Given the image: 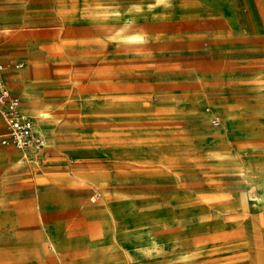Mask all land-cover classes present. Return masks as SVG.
Wrapping results in <instances>:
<instances>
[{
	"label": "rangeland",
	"instance_id": "obj_1",
	"mask_svg": "<svg viewBox=\"0 0 264 264\" xmlns=\"http://www.w3.org/2000/svg\"><path fill=\"white\" fill-rule=\"evenodd\" d=\"M0 2L46 137L0 167V264H264V0Z\"/></svg>",
	"mask_w": 264,
	"mask_h": 264
},
{
	"label": "crops",
	"instance_id": "obj_2",
	"mask_svg": "<svg viewBox=\"0 0 264 264\" xmlns=\"http://www.w3.org/2000/svg\"><path fill=\"white\" fill-rule=\"evenodd\" d=\"M1 1V0H0ZM226 0H181L183 5H191L194 7H206L209 9H217L219 4H224ZM201 5V6H200ZM1 8V2H0ZM0 26H1V14H0ZM1 31V28H0ZM1 44V34H0ZM17 66V65H16ZM18 68V67H16ZM5 67L1 66V50H0V76L3 80L5 87L8 89L12 96L19 99L21 112L33 121L34 127L38 134L44 138V145L42 148H28L25 150H17L11 144L3 145L1 140L6 136L7 130L4 119L0 114V128L3 131L0 134V167H42V161L45 157V145L46 137L41 129V124L38 118H35L32 114L26 113L33 110L31 102H21L20 96H23L24 92H27L29 86L23 82L18 75L5 74ZM17 85V88H15ZM21 95H17V93ZM18 93V94H19Z\"/></svg>",
	"mask_w": 264,
	"mask_h": 264
},
{
	"label": "built area",
	"instance_id": "obj_3",
	"mask_svg": "<svg viewBox=\"0 0 264 264\" xmlns=\"http://www.w3.org/2000/svg\"><path fill=\"white\" fill-rule=\"evenodd\" d=\"M0 114L7 130L6 136L1 140L3 145L11 144L17 150L43 147L44 138L37 133L33 121L21 112L19 99L10 94L1 76Z\"/></svg>",
	"mask_w": 264,
	"mask_h": 264
},
{
	"label": "bare ground",
	"instance_id": "obj_4",
	"mask_svg": "<svg viewBox=\"0 0 264 264\" xmlns=\"http://www.w3.org/2000/svg\"><path fill=\"white\" fill-rule=\"evenodd\" d=\"M31 112H33L36 115V118H38V119L39 118H42V119L45 118V114H40L39 112H36L34 109Z\"/></svg>",
	"mask_w": 264,
	"mask_h": 264
}]
</instances>
